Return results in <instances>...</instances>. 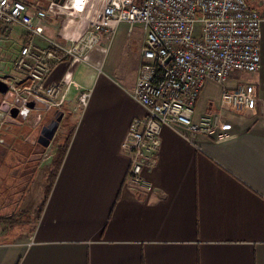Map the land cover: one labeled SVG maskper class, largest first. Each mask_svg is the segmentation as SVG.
<instances>
[{
	"label": "crops",
	"instance_id": "0c3cea01",
	"mask_svg": "<svg viewBox=\"0 0 264 264\" xmlns=\"http://www.w3.org/2000/svg\"><path fill=\"white\" fill-rule=\"evenodd\" d=\"M249 1L252 9L258 8L257 0ZM61 18L64 22L49 21L45 25L49 36L44 35L63 42L76 30L79 37L85 26L76 17ZM127 30L132 32L129 25ZM0 33L21 43L20 47L28 37L15 25ZM142 41V36L137 38L133 49L115 43L112 52L96 53L89 62L58 65L47 83L64 80L59 108L50 107L43 89H37L41 102L14 118L5 117L8 124L21 126L23 142L29 147L10 148L9 144L17 143L16 135L6 137L2 123L0 168L12 162L15 168L7 172L16 170L23 185L26 176L21 173L29 170L24 167L28 158L36 161L32 152L38 148L46 117L59 125L42 159L30 170L44 166L48 171L57 147L66 139L69 145L28 238L0 241V264H264V23L260 25V69L253 74L233 73L224 85L229 90L254 86L256 112L222 108V87L205 82L193 121L219 115L227 128L205 135L181 126L164 127L156 165L144 172L151 188L133 190L126 184L129 163L121 145L131 122L146 116L131 96ZM3 74L5 94L9 83L28 90L24 75ZM81 93L89 95L85 107L78 100ZM5 94L0 93V98ZM3 103L4 99L0 106ZM17 117L21 118L18 124L11 120ZM24 194L25 198L26 189ZM4 219L0 216L1 225Z\"/></svg>",
	"mask_w": 264,
	"mask_h": 264
},
{
	"label": "built area",
	"instance_id": "2783aa9c",
	"mask_svg": "<svg viewBox=\"0 0 264 264\" xmlns=\"http://www.w3.org/2000/svg\"><path fill=\"white\" fill-rule=\"evenodd\" d=\"M257 1L258 8L252 9L248 0H65L63 5L48 0L43 9L26 0H0V30L15 25L28 36L12 66L15 73L26 77L28 90L9 83L13 102H4L9 110L21 103L20 112L28 109L27 103L35 106L41 102L35 91L43 89L49 106L59 108L64 80L47 83L58 65L82 62L103 39L109 46L123 23L129 25V31L135 24L142 26L140 64L131 96L145 109L146 116L131 122L121 153L129 163L126 184L133 190H150L144 172L156 165L164 127L181 126L205 135L227 128L219 115H204L193 121L205 82L222 87V108L256 112L254 86L229 90L224 85L233 73L253 74L260 69L264 0ZM49 15L76 17L85 28L79 37L75 30L63 42L50 40L42 28ZM88 96L79 95L82 107Z\"/></svg>",
	"mask_w": 264,
	"mask_h": 264
},
{
	"label": "rangeland",
	"instance_id": "374dc122",
	"mask_svg": "<svg viewBox=\"0 0 264 264\" xmlns=\"http://www.w3.org/2000/svg\"><path fill=\"white\" fill-rule=\"evenodd\" d=\"M31 6L33 7H43L45 9L44 3L48 0H26ZM249 5H252V2L248 0ZM62 17V16H61ZM61 17H55L52 15H49L48 18L43 22L42 28L44 30V33L46 36L48 33L46 32L45 25L49 21L55 20L56 23L58 21L61 22ZM84 27V25L82 24ZM128 24H121L119 26V29L117 30L111 44L107 46L106 42L107 40L103 39L92 51L88 53L87 59H84L85 62L91 61V57L93 55L97 54H105L108 53L110 50L113 51V45L115 43L120 44L123 48V45L127 47L134 48V44L137 40V38H141L144 35L143 27L135 24L133 25L132 32L128 33ZM14 36V35H13ZM49 36V35H48ZM52 38V37H50ZM106 41V42H105ZM21 44V43H20ZM20 44L17 43L16 40H10L8 39V36H3L0 33V76H4L3 73H8L7 77H11L15 75V72L12 70L13 61L14 58L19 54L20 51ZM125 48V47H124ZM124 60L126 59L125 54H122ZM86 58V57H85ZM0 78H4V77ZM6 76V75H5ZM12 84V83H11ZM206 84V83H205ZM13 85V84H12ZM218 85V84H216ZM218 87H221L218 85ZM4 99L9 104L13 102V96L10 92L5 94L3 97L0 98V101ZM0 119L3 121L1 123H4L3 131L6 133V137L10 138L14 135H16L15 140L17 143L14 145V143L9 144L8 146L10 148H13V146L16 149H24L26 150L29 146L26 145L23 142V137L21 136V126L18 128L15 127L14 124H8L5 122V117L8 116V114H5L3 112H0ZM22 115V114H21ZM46 115H43L45 117ZM9 117V116H8ZM21 117V116H19ZM21 118L11 119L16 124H18V121ZM49 121V117H46L44 119V122L41 124L40 132H43L42 136L38 139V148L37 149H43L48 148L45 143L50 142L55 135L57 126L59 125V122L57 120ZM2 126V125H1ZM25 127V125H22ZM20 129V133H15V130ZM19 135L21 137H19ZM64 136L61 137V139L58 141V144H61L64 140ZM52 143V142H51ZM56 143V141H55ZM54 146V145H53ZM51 148V147H50ZM35 150H33L34 153ZM43 156V154H42ZM42 156L39 159H36V161L32 162V158H28L27 165L24 167H27V169L30 170L31 166L35 167L37 166L38 161L42 159ZM15 166H12V162H8L5 164V166L0 168V216L4 217L5 219H8L9 217H13L12 220H10L8 223L6 222L4 225L0 224V241H7L9 239H13L14 241L23 240L24 238H28V236L31 233V230L34 227L35 224V213L36 209H38V206L40 205L42 199L44 198V188H45V177H46V170L43 166L39 169L35 170H28L27 172L21 173L25 174V184L23 185V181L20 180L17 176V171L14 170L12 172H7L10 169H14ZM3 176H2V175ZM4 177V178H3ZM30 177V178H29ZM9 185H11L9 187ZM26 189V197L24 198V191ZM25 200V201H24ZM27 201V202H26ZM21 212H24L21 216ZM14 224V225H13ZM10 230L11 233L9 234L7 230ZM8 233V235H6Z\"/></svg>",
	"mask_w": 264,
	"mask_h": 264
},
{
	"label": "trees",
	"instance_id": "16d2710c",
	"mask_svg": "<svg viewBox=\"0 0 264 264\" xmlns=\"http://www.w3.org/2000/svg\"><path fill=\"white\" fill-rule=\"evenodd\" d=\"M70 138V136H69ZM69 145V140L66 139L60 146L57 147L54 159L51 165V168L46 172L45 177V188H44V198L42 199L40 205L38 206V209H36L35 213V220L39 219L41 212L45 206V203L49 197V194L51 192V189L54 185V182L57 178L59 169L61 167V164L63 162L67 147ZM23 214H21L22 216ZM13 217H9L8 219H4L3 221L8 223L10 220H12Z\"/></svg>",
	"mask_w": 264,
	"mask_h": 264
},
{
	"label": "water",
	"instance_id": "95a60500",
	"mask_svg": "<svg viewBox=\"0 0 264 264\" xmlns=\"http://www.w3.org/2000/svg\"><path fill=\"white\" fill-rule=\"evenodd\" d=\"M53 1H54L55 3L60 4V5H63L64 2H65V0H53ZM6 90H7V86H6V84H4L3 82L0 81V93H1V94H5ZM21 106H22V104L19 103V102H17V103H16V106L13 107V108H11V109L9 110V106H8V104L3 103V104L0 106V111L3 112V113H5V114H8V115H10L11 117L14 118V117H16V116L18 115V113H19V108H20ZM26 107L33 108V107H34V104H33V103H27V104H26ZM48 144H49V142H46V143H45L46 146H47ZM37 147H38V145H37ZM43 149H44V148L39 149V151L36 153L37 156L34 157V160L39 159V158L41 157V154H43V152H44Z\"/></svg>",
	"mask_w": 264,
	"mask_h": 264
},
{
	"label": "flooded vegetation",
	"instance_id": "af4514ba",
	"mask_svg": "<svg viewBox=\"0 0 264 264\" xmlns=\"http://www.w3.org/2000/svg\"><path fill=\"white\" fill-rule=\"evenodd\" d=\"M38 151H39V149H35L34 153L32 152V153H33V158H34L35 156H37L36 153H37Z\"/></svg>",
	"mask_w": 264,
	"mask_h": 264
}]
</instances>
